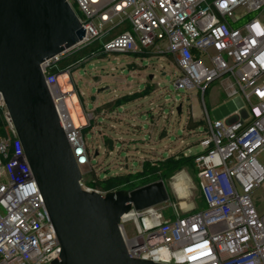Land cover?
Listing matches in <instances>:
<instances>
[{
    "label": "built area",
    "instance_id": "built-area-1",
    "mask_svg": "<svg viewBox=\"0 0 264 264\" xmlns=\"http://www.w3.org/2000/svg\"><path fill=\"white\" fill-rule=\"evenodd\" d=\"M66 1L86 30L80 44L122 29L104 51L168 54L180 70L177 91L195 90L204 102L208 88L225 79L239 107L225 120L205 112L194 154L205 207L172 217L158 205L133 209L121 224L130 256L165 264H264V210L253 199L264 187V0ZM50 67L51 95L84 167L90 160L83 125L74 123ZM0 113L7 123L0 135V264H50L59 241L1 92Z\"/></svg>",
    "mask_w": 264,
    "mask_h": 264
},
{
    "label": "water",
    "instance_id": "water-1",
    "mask_svg": "<svg viewBox=\"0 0 264 264\" xmlns=\"http://www.w3.org/2000/svg\"><path fill=\"white\" fill-rule=\"evenodd\" d=\"M85 35L66 0H0V92L59 241L50 264H165L130 256L121 230L133 209L169 201L163 181L105 193L81 185L42 63Z\"/></svg>",
    "mask_w": 264,
    "mask_h": 264
},
{
    "label": "rangeland",
    "instance_id": "rangeland-1",
    "mask_svg": "<svg viewBox=\"0 0 264 264\" xmlns=\"http://www.w3.org/2000/svg\"><path fill=\"white\" fill-rule=\"evenodd\" d=\"M120 31L122 29H116L109 36L79 44L62 54L59 60L94 43L103 48L107 40L115 38ZM105 52L96 51L56 74L59 88L66 96L64 103L68 107L72 101L75 107L72 114L68 107L69 113L76 117L75 120L72 117L74 123L83 125L82 131L91 126L87 134L83 133L91 150V161L80 167L83 186L94 189L92 173L100 179L125 175L130 177V185L145 182L156 174L160 175L156 181L165 183L170 197L168 202L157 206L165 217L203 209L199 171L192 161L184 164L183 161L200 151L198 142L201 128L205 126L206 110L214 120H225L238 110L237 101L229 96L228 81L215 82L203 102L195 90L175 89L173 80L180 70L168 54L162 55L155 49L141 54ZM136 94L139 96L127 104L106 106L123 96ZM178 107H181L180 112ZM194 118L199 119L202 126L190 130L187 122ZM174 162L183 165L163 175L164 169ZM158 167L162 170L154 171ZM180 175L186 180V199L180 197L174 186ZM253 199L256 206L264 210V187ZM125 228L130 235L134 234L132 222L126 223Z\"/></svg>",
    "mask_w": 264,
    "mask_h": 264
},
{
    "label": "trees",
    "instance_id": "trees-1",
    "mask_svg": "<svg viewBox=\"0 0 264 264\" xmlns=\"http://www.w3.org/2000/svg\"><path fill=\"white\" fill-rule=\"evenodd\" d=\"M76 12L78 15H80L78 11H76ZM98 50L102 54L106 53L104 51V46L102 48L101 46H99L95 43L93 45H88L87 47L79 49L77 52L72 53L68 56L62 57L60 60H58L57 63H55L54 65H51V67L48 69V73L57 74L60 70H66L69 67H71L72 65H74L75 63H77L78 61H80L81 59H84L86 57L91 56L96 51L99 52ZM137 96H139V95L136 94V95L123 96L114 102L112 101V102L108 103L106 106L107 107L110 106L112 108H114L116 106L118 107L120 105H124V104L129 103L133 99H136ZM6 126H7V123H6L5 117H4L3 113H0V135H5ZM201 126H202L201 123L194 122L192 119H190L187 123V128H189L190 130H192V129L197 130ZM90 127L91 126L85 127L83 130V133L87 134V129H89ZM84 137L86 138L87 136L84 135ZM90 154H91V150L88 147L89 160L91 161ZM191 161L193 162L192 164H194V156L188 158L187 160H184L183 164L187 163V162H191ZM183 164L178 165L177 162L176 163L174 162V165L169 166L168 169H164L163 175L169 174L170 172H172L174 170L177 171L178 169L181 168V166ZM156 170H162V168L158 167L157 169H154V171H156ZM158 177L160 178V175L153 174L151 176V178L146 180L145 182L138 181L134 185H130V183H131L130 177H127L125 175H116V176H110V177H107L104 179H100V178L96 177L94 173H92L93 187L95 189H98V190L103 191V192L113 191V190H133V189L141 187L143 185L155 182L158 179Z\"/></svg>",
    "mask_w": 264,
    "mask_h": 264
},
{
    "label": "bare ground",
    "instance_id": "bare-ground-1",
    "mask_svg": "<svg viewBox=\"0 0 264 264\" xmlns=\"http://www.w3.org/2000/svg\"><path fill=\"white\" fill-rule=\"evenodd\" d=\"M81 42V41H80ZM80 42L77 44V45H79L80 44ZM76 45V46H77ZM76 46H74V47H76ZM74 47H72V48H74ZM69 49H71V48H69ZM69 49H66L62 54H64L66 51H68ZM61 54V55H62ZM61 55H59V56H56V57H54V58H52V59H49V60H46V61H44L43 63H42V66H43V68H45L49 63H51L52 61H55V59L56 58H59ZM66 97V96H65ZM66 99V98H65ZM67 105V104H66ZM69 106V109H70V111H71V114L73 113V108H75V107H73V102L71 101L70 102V104H68ZM75 110V109H74ZM72 117H73V119L75 120V116H73V115H71ZM174 186H175V188H176V190H177V192L179 193V195H180V197L182 198V199H186L187 197H188V193H187V184H186V180H185V178H184V176H182V175H180L179 177H177V179H176V181H175V183H174ZM175 190V191H176ZM185 202V201H184ZM186 203V202H185ZM123 234V233H122ZM124 237V236H123Z\"/></svg>",
    "mask_w": 264,
    "mask_h": 264
},
{
    "label": "crops",
    "instance_id": "crops-1",
    "mask_svg": "<svg viewBox=\"0 0 264 264\" xmlns=\"http://www.w3.org/2000/svg\"><path fill=\"white\" fill-rule=\"evenodd\" d=\"M213 86H214V84H212L208 89L210 90ZM197 120H198V121H197ZM193 121H194V122H199V123H201L199 119H195V118H194ZM187 123H188V122H187Z\"/></svg>",
    "mask_w": 264,
    "mask_h": 264
}]
</instances>
